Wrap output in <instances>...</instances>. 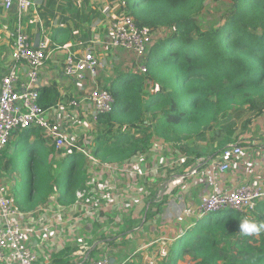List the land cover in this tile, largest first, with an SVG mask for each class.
Here are the masks:
<instances>
[{
	"label": "trees",
	"instance_id": "16d2710c",
	"mask_svg": "<svg viewBox=\"0 0 264 264\" xmlns=\"http://www.w3.org/2000/svg\"><path fill=\"white\" fill-rule=\"evenodd\" d=\"M207 1L119 0L120 11L139 29L148 30L151 39L143 57L147 72L127 71L125 81L126 74L120 72L103 88L115 100L114 111L93 122V156L103 165L135 161L159 144L166 156L195 160L201 156H191L188 144L208 140V157L216 156L238 141L237 123L246 114L251 118L245 131L264 115V0H211L224 1L228 9L205 24L201 16ZM42 2H47L48 15H41L43 6L39 15L48 26L55 1ZM64 2L63 14L76 19L77 8L71 0ZM67 26L54 30L53 36L63 31L75 37L79 24ZM14 136L16 140L0 152V179L11 182L19 210L31 213L53 196L62 208L74 207L86 183L84 156L74 148L64 161L53 164L50 156L55 151L42 130L29 128ZM217 214L198 220L181 236L176 233L162 264H180L186 257L192 264H264V231L243 237L239 222L244 216ZM253 216L250 220L264 221V202ZM230 251L234 253L226 259ZM118 257L113 256L115 264Z\"/></svg>",
	"mask_w": 264,
	"mask_h": 264
},
{
	"label": "built area",
	"instance_id": "2783aa9c",
	"mask_svg": "<svg viewBox=\"0 0 264 264\" xmlns=\"http://www.w3.org/2000/svg\"><path fill=\"white\" fill-rule=\"evenodd\" d=\"M43 5L42 0H0V8L5 11L16 9L17 21L12 39V60L14 65L3 76L0 88V152L4 151L17 131L29 128H39L50 140V145L57 149L75 148L91 162L100 163L89 150H80L71 142L63 132L64 118L54 115L51 120L47 111L41 105V74L49 56L50 37L48 32L42 29L36 39L24 28V15L31 10L38 15L39 8ZM100 38L90 45L75 52L69 51L64 62V75L71 80L84 82L87 79H95L98 74L109 67L113 61H109L104 53L99 52ZM150 33L146 29H139L132 17L122 15L113 21L107 29V42L102 43L113 53L119 50L129 51L139 58H143L149 47ZM116 61V59H115ZM26 68V82L18 88V70ZM145 74V66L140 67ZM115 100L112 94L105 89L95 88L85 99L70 102V107L75 110L83 109L91 114L93 122H97L100 115L114 111ZM91 107V108H90ZM149 162L150 170L146 173L135 161L115 166L118 175L126 174L133 182L139 177L155 178L159 155ZM165 165L175 170L179 164L186 163L189 158L185 156H165ZM97 160H95V159ZM255 162V154L248 153V149L236 142L228 145L219 154L212 157H201L194 160L193 167L183 175H170L166 193L158 196L160 201L165 196L188 182L203 179L205 190L200 194L196 205L185 207L175 204V214L183 218H195L197 221L204 219L206 215L232 211L239 213L245 218L253 219V213L257 206L264 202V186L258 182L249 181L246 169ZM158 165V166H157ZM110 166V165H107ZM157 167V168H156ZM108 168V167H107ZM110 169V168H108ZM232 180H230V177ZM197 178V179H195ZM8 185L0 182V264H38V256L28 243L29 217L24 211L19 210L16 198L8 193ZM86 195L85 190L77 192L78 202L74 207L81 204ZM159 199V200H158ZM65 209V208H64ZM57 227L55 221H50L37 230L38 237H46L52 234ZM183 234H180L181 236ZM81 264H111V257L107 254L98 259H87Z\"/></svg>",
	"mask_w": 264,
	"mask_h": 264
},
{
	"label": "rangeland",
	"instance_id": "374dc122",
	"mask_svg": "<svg viewBox=\"0 0 264 264\" xmlns=\"http://www.w3.org/2000/svg\"><path fill=\"white\" fill-rule=\"evenodd\" d=\"M54 1L56 5L59 0H54ZM71 2L78 10L76 19H74L75 17H73L70 13L64 15L61 12L62 15L60 14V10L63 9L62 6L64 5L65 2H63L58 6V10H59L57 11L58 15L53 17V19L54 20L56 19L59 25L64 24L66 26H67L66 22L69 19L67 26L68 28L74 26L75 23L79 24L80 30L77 36L70 38V36H67V33L63 34L62 36L63 37L62 40L65 39L66 43L67 42L68 44L69 42L72 43V46L70 48L71 52H75L79 49H83L86 46L90 45L92 42H94V40L92 39H89L88 41V35L100 33L102 34V37H104V35L107 34L108 26L117 18L124 15V13L120 11L121 8H120L119 0H103V1L71 0ZM44 5L45 6L42 5L44 8L42 6L40 7L41 9L43 8L41 10V15L43 14L47 16L48 15V11L46 9L47 2ZM227 9H228V5L224 1H221L219 3H214L211 0H209L205 3V10L201 16V20H204L205 24L214 23L216 19L221 18L225 14ZM51 17L52 16H50V18ZM47 28L48 31L51 30V22H49ZM93 30H95L94 33ZM141 66H143V58H137L135 66L133 68H135L139 72ZM122 70L123 68L121 67H117L113 69L112 67H109V69L104 70L105 72H107V76H109L107 77V79L108 78L109 79L106 85L109 84L111 80L117 78V76H119ZM125 74L126 75L123 76L124 81L128 73ZM89 94L90 92L86 96H88ZM250 116H251L250 114H246L237 123L238 130L236 135H238V141L241 144H244V146L250 144V142H245V139L243 140V136L247 134L249 131V130L245 131L243 127L246 121L249 118H251ZM72 120L73 122L67 125L68 130L66 131L65 129V132L68 135V141L71 142L72 145H74L80 150L90 149L93 152L94 143H95V138H94L95 123H93L90 111L79 113V115H77V118ZM254 120L256 119H253V123L250 126L251 128L253 127V124L255 122ZM75 129H78L81 135L74 134ZM15 140L16 137L13 136L11 141L14 142ZM48 145L49 147H53L55 151L50 156V160L53 164H60L72 153V149H74L71 147L70 148L64 147L62 149H57L54 146L50 145V142H48ZM188 146L189 149L192 150L191 156L193 157L197 156V154H200L201 157H208V155H210L211 153L209 140L203 143H190L188 144ZM164 149H165L164 146H162L161 144H159L158 146H151L149 153L145 154V156H141L138 157V159H136L138 165L142 167L143 162L149 163L155 159V157H153L152 155L154 156L159 155L157 161V164L159 165V170L155 169L157 176L155 178H148L145 182L146 189L144 187L145 193L143 195L146 197L145 199L148 202L156 201L158 196H160L162 193L167 192L168 183L170 182V179L168 180V178L170 175H174V174L183 175L185 173H188L194 164V160L189 159L186 163L179 164V166L175 170H171L168 168L167 165H165V162H162L166 160L165 156L167 154V152ZM78 153H80V151ZM84 158H85L84 170L86 176V183L83 187L79 188V191L85 190L86 195L82 198L81 204L77 206V208L75 209L74 208L64 209L57 204L56 198L55 196H53L52 198H50L48 204L42 206L45 207V209L42 208L43 209L42 210L40 209L41 208L40 207L39 208L40 212L38 211L39 213L37 215V222H39L38 225L40 226L49 224L50 221L48 222V220L50 219V217H55V216L58 217V220H60V222H63V224L60 225V227H58V229L56 230L57 238L55 239L58 240L59 243H57L58 245H56V247H53L54 249L52 252L53 255V257L51 258L52 260L56 256H58L55 255L54 252H56L59 249L63 251L62 254H64L65 251H72V250L81 251L83 249L87 253L90 250L92 252L93 250L96 249V252L92 256H90L94 260L100 258L103 255L102 253L103 248H107V249L109 248L106 254H108L107 255L108 257H111L113 256V248L118 243L120 244L122 243L126 245L127 234L125 232H127L133 227L132 224L129 223L127 224L125 222L122 223L119 221L120 220L119 217L125 216L129 212L127 208L126 190L127 188H130V184H132L130 178H128V176L125 173L118 175V171L116 170L117 168H115V166L105 165V167H103L101 166L100 163L91 162L85 156ZM153 165H154V161H153ZM153 165L147 164L142 169L143 171H145L147 168L150 170V166L152 167ZM107 167L110 169H108ZM115 180H117L116 186L118 185V191H114V190L112 191L111 189L110 183L115 182ZM1 181H3V183L8 185L9 188L8 193L12 195L11 182L9 181V179L2 178L0 179V182ZM188 183L189 184L183 186L185 190H188L187 192L183 194L181 192V194H178L177 190H174L170 196H165L159 201L161 202V205L155 207L156 209H159L160 212H163V216L165 218L172 221V225L176 227V228L174 227L176 231L175 234L177 233L178 235L184 234L185 232H187L188 229H191L197 223V220L195 218L183 219L178 217L174 211L175 204L172 203L174 201L176 203V201L180 198L181 206L189 207L196 204L194 203L196 197L190 196L192 195L193 188L195 186H192L190 182ZM17 197L19 198V196ZM129 200H130V196L128 198V201ZM165 205L168 206L166 207ZM148 207L150 208L151 205ZM69 209H72V211H68ZM116 210L117 211L119 210V215L115 213ZM151 212L153 211L151 210ZM151 212L148 211L147 216H149V213ZM218 215L219 214L214 213V216H218ZM71 216H75L78 219V222L76 224L74 222L73 223L70 222ZM141 216H143V214H141ZM208 216L209 215H206L204 219H206ZM54 232H55V228L51 235L53 234L55 235ZM176 236L174 237L177 238ZM174 237L172 238L173 240L171 242L172 244L175 240ZM45 238L46 237H44L43 240ZM170 249L171 246L165 245L163 249V254L156 255L157 258L152 257L150 254H147L146 257L144 258L142 256L141 263L139 264H162L164 260L167 259ZM232 252L234 253V251L227 252L226 259L230 258L229 254ZM59 256H61V254H59ZM180 264H192V261L189 257H186L184 261L180 262ZM218 264H224V262H219Z\"/></svg>",
	"mask_w": 264,
	"mask_h": 264
},
{
	"label": "crops",
	"instance_id": "0c3cea01",
	"mask_svg": "<svg viewBox=\"0 0 264 264\" xmlns=\"http://www.w3.org/2000/svg\"><path fill=\"white\" fill-rule=\"evenodd\" d=\"M64 1L65 0H59L57 4H54L52 9L49 10L54 14L49 19V22H51V30L48 31L45 22L41 19L39 15L40 11L38 12V15H36V13L32 10L26 13L24 15L23 25L34 39L40 36L42 29H44L49 34V56L42 70L40 79L41 105L47 111V114L49 115L51 120H54L57 114L64 118L62 129L68 139V135L65 132V129L66 131L68 130L67 125L71 124L73 122L72 119H76L79 113L85 112L83 109H79L77 111L73 107H70V102L85 99L86 95L91 90L97 87L104 88V85H106L109 79H107V77L109 76H107V72L102 71L95 79H87L84 82H77L75 80L68 79L64 75V62L67 53L70 51L72 43L65 45L62 44L63 31L59 32L60 35L53 36L54 30H58L59 28H66V25H59L56 19H53L54 16L58 15V6ZM61 12L62 10H60V14ZM16 21L17 11L15 8L10 11H5L0 8V88L3 76L6 75L9 69L14 65V62L12 60L13 50L10 33L13 32ZM94 31L95 30H93V33ZM73 34L77 36L79 34V31H74ZM98 38H100L99 42L101 43L98 46L99 52L104 53L109 61H113L115 63H113L112 69L121 67L123 68L121 72L124 73L135 69L133 67L135 66L136 59L139 57L125 50H119L113 53L108 47H104L102 43H104L105 41L107 42V34L104 35V37H102V34L100 33L88 35V41L89 39L97 40ZM25 82L26 68L22 67L18 70V88H21L25 84ZM74 134L79 135V130L75 129ZM243 139H245V142H250L249 145L244 146L246 149H248V153L255 154V162L245 170L247 179L249 181L258 182L264 186V115L255 120L253 127H249V132L243 136ZM147 164L149 165V163ZM146 172L147 171L145 170V173ZM232 177L233 176L230 177V180H232ZM147 179V177H140L138 181L130 184V188H127L126 190L127 208L129 212L125 216L119 217V221L122 223L125 222L127 224H132L133 227L125 232L127 234L126 245L118 243L113 248V256H119L116 264H139L141 263L142 256L144 258L147 254H150L152 257L157 258L156 255L163 254L165 245H173L171 242L173 241L172 238L176 236V227L172 225L171 220L163 216V212H160L159 209L155 208L161 205V202L157 200L148 202L145 199L146 197L143 195L145 193L144 187ZM116 181L117 180L110 183L112 191H118V185L116 186ZM190 183L192 186H195L193 188L192 195L190 196L196 197V202L194 201V203L197 204L199 202L200 194L205 190V184L203 183L202 178L191 181ZM175 190H177L178 194H181V192L183 194L188 191L185 190L183 186ZM129 196L130 200L128 201ZM177 201L176 203L180 204V198ZM172 203L176 204L175 201ZM150 205L151 207L149 208L148 206ZM42 208L45 209V207H41L40 209ZM151 210L153 212H151ZM38 211L39 208L31 213L26 212L29 217L28 226L30 229L28 234V243L38 256V264H81L87 259H92L90 257L91 250L87 253L84 249L81 251L72 250L65 251V253L62 254L63 251L59 249L54 252L55 255L58 256H56L52 260V252L54 249L53 247H56V245H58L57 243H59L58 240L55 239L57 238L56 230L58 229V227H60V225L63 224V222H60L57 216L50 217L48 222L55 221L57 223V227L55 228L54 232L55 235L53 234L46 236V238L43 240L44 237H38V235H36L35 233L38 229H40V227H43L38 225L39 222H37V215L40 212ZM68 211H72V209H69ZM148 211L151 212L149 213V216H147ZM115 213L119 215V210H116ZM141 214H143V216H141ZM70 222H74L76 224L78 222V219L75 216H71ZM102 250V253L104 255L108 252L109 248H103ZM59 254H61V256H59ZM113 256H111V258H113Z\"/></svg>",
	"mask_w": 264,
	"mask_h": 264
},
{
	"label": "clouds",
	"instance_id": "9594fccd",
	"mask_svg": "<svg viewBox=\"0 0 264 264\" xmlns=\"http://www.w3.org/2000/svg\"><path fill=\"white\" fill-rule=\"evenodd\" d=\"M239 230L241 236L243 237H255L264 231V221L257 223L256 221L250 220L248 218H243L239 222Z\"/></svg>",
	"mask_w": 264,
	"mask_h": 264
},
{
	"label": "water",
	"instance_id": "95a60500",
	"mask_svg": "<svg viewBox=\"0 0 264 264\" xmlns=\"http://www.w3.org/2000/svg\"><path fill=\"white\" fill-rule=\"evenodd\" d=\"M111 264H115V260L111 258Z\"/></svg>",
	"mask_w": 264,
	"mask_h": 264
}]
</instances>
